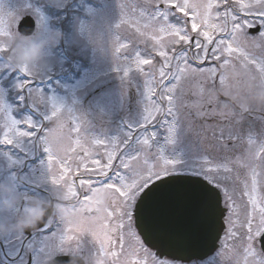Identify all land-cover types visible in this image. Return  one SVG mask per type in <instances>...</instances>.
Segmentation results:
<instances>
[{
  "label": "rangeland",
  "instance_id": "rangeland-1",
  "mask_svg": "<svg viewBox=\"0 0 264 264\" xmlns=\"http://www.w3.org/2000/svg\"><path fill=\"white\" fill-rule=\"evenodd\" d=\"M158 2L160 10H165L163 0H71V3L66 6H58L51 0H0V12L12 13L18 21L26 14L35 18L36 30L32 35L43 33L48 29H57L63 34L59 43L48 50L44 65L36 71H29L28 74H25L23 70L0 67V103L6 106L4 111L0 110V140L7 131V126L10 125L9 114L18 121L31 118L35 124L39 125L38 129H28L25 124H19L18 127L22 130L34 131L36 135L17 138L16 142L12 144L18 149L19 147L23 148L29 156L35 157L38 154L37 157H39L37 162L30 164L22 175L24 181L34 190L32 192L23 190V192L25 197L34 194V199L45 200L48 198L47 191L50 181L51 186L56 190L52 194L61 203L70 197L65 188L52 184L51 176L59 177L62 163L70 169L67 182L74 183L75 190L80 193L83 188L80 187L79 181L82 179V169L85 171L84 165L91 164V161L95 159L105 163L106 152L115 151L117 153L118 149L126 153L124 159L130 160V156L136 155L139 157L138 160H130V164L135 168L144 167L145 161L148 165L155 164L160 149H163L162 155L165 158H179L188 164H205L206 167L213 169V175L223 181V186L227 190L228 179L242 174L243 180L241 182L236 180L233 184L241 183L243 193L247 194L240 206L237 203L231 210L239 227L240 210H244L246 216L247 210L245 209L248 205L250 209L249 222H255L252 228L254 233L260 226V210L264 209V193L261 188L263 187V173L260 174V178L257 177L258 170L264 171V134H262L264 133V99H262L264 88L253 86L259 84V77L255 82L249 79L250 75L257 73V69L250 63L237 60L239 53L232 57L225 53L219 61L209 58L204 63V68L216 69L214 74L201 75L197 73L193 75L186 71L185 79L181 80V84L186 89L191 87L198 91L203 88L205 98L219 97L223 101L224 90H230L233 96L238 99L234 104H230L229 108L243 103L250 110L245 113L242 128L239 129L242 131V138L236 142L235 147L222 150L212 147L208 138L198 137L196 131L201 128L203 121L194 116L188 117L192 121L193 131L187 133L181 124L177 142L168 144L165 120H170V117L161 114L155 122L145 126V107H150L146 100L147 87L151 86L156 90V96L153 99L159 103L158 97L162 92V86L157 83L161 79L158 69L163 66L164 58L158 56L157 53L160 50L168 52L171 63L165 71L172 74L177 72V64H179V68H185V64L173 59V56L178 54L181 48L187 46L183 43L171 45L169 42L173 37L167 31L159 32V29L166 28L168 23L177 24L176 15H179L178 13L176 15L169 14L167 22L150 19L152 13L156 11L154 5ZM179 2H183V0H179ZM189 2L200 6L195 10L198 14L197 23L201 24L199 30L209 31L213 36L214 43L218 37H223L226 40L228 37L225 32H216L212 28L203 26L201 19L206 12L204 5L209 2L221 5L218 9L214 7L207 10L211 13L208 19L210 25L221 24L223 26V19H217V12L221 14L226 10L230 12L228 29H231L232 15L245 16V10L240 9L237 0H228L227 4L224 3V0H189ZM241 2L247 4L251 0H241ZM187 28L190 31V24L187 25ZM15 31L20 34L17 28ZM190 34L193 40L197 38L194 32L190 31ZM153 36L156 37V40L152 39ZM235 36L236 39L232 41L234 48L240 47L249 60L255 58L258 64L264 61V43L259 40L255 43L249 42L239 32ZM199 38L203 43V37ZM4 42L10 43V41ZM120 45H127V47L120 48V51L117 52L116 49ZM171 47H175L177 52L170 51ZM208 47L211 49L212 45H208ZM137 54L141 59L153 60L154 67L143 65L141 66L143 71H139L136 65ZM190 57L191 52H189V64L197 67L199 62L192 61ZM225 58L230 61L226 65L224 64ZM7 62L8 53L0 52V64H7ZM117 67L122 70L127 69L129 76L125 78L123 71L116 70ZM153 71H155V78L152 75ZM221 76L225 78L223 85L219 81ZM173 82L170 75L166 76L163 87L169 86ZM214 82L215 87H213ZM53 100L57 104H62L64 109L58 120L50 121L45 117L52 111ZM218 110H224L222 105ZM60 123L64 124L63 129L49 136L48 146L51 148L50 154L53 156V160L48 166L49 153L45 150L46 146L42 141L48 130L56 129ZM77 124L81 128L80 133L72 130ZM249 126L255 133V143L252 144L248 141ZM153 132L156 135L151 137V146L145 147L142 140ZM12 138L16 139L15 136ZM77 139L81 141L83 148L76 147ZM95 140H103L104 144L98 145L94 143ZM113 141L115 142L113 143ZM84 149H87V152ZM11 155L13 153L10 154L7 149L0 148V167L8 164V161L12 163ZM246 157L250 160V167L245 164ZM114 161L113 165L118 166L120 158L116 162ZM24 163H26L25 159ZM160 163L163 161L161 160ZM225 167L229 171H225ZM120 169L122 174L128 175L127 169ZM76 170L79 171L78 181H76ZM253 179H255V191L252 190ZM236 186L239 188V185ZM232 189L234 193L237 192L235 185ZM21 194L23 193L20 192L18 197ZM100 196L104 198L105 195ZM250 196L256 200L255 208L249 202ZM237 201L239 202V199ZM33 202L26 203L25 207L30 206ZM60 208L67 209L65 206ZM94 216L98 217L96 214L83 215V217ZM83 217L79 213L72 212L66 220L62 219L61 226L52 232V236L59 237L57 240H60V236L65 234L68 229H65V224L69 225L66 221L72 220V223L81 224L88 220ZM8 219L15 222L16 216L13 214L8 216ZM233 223L235 222L233 221ZM235 233L239 234L240 232L236 230ZM48 240L47 238L46 242L44 241L45 252H48L50 248ZM247 242L241 243L242 247L239 252L241 249L242 252L239 255L236 254V258H234L236 252L229 251L232 253L231 256H227V258L216 256L206 264H222L224 259L225 261L232 259L231 264H245V260H247V264H256L260 257H253L246 252ZM148 252L151 257L150 264H156L157 261L160 264L164 263L153 250ZM167 262L181 264L177 261Z\"/></svg>",
  "mask_w": 264,
  "mask_h": 264
},
{
  "label": "snow or ice",
  "instance_id": "snow-or-ice-1",
  "mask_svg": "<svg viewBox=\"0 0 264 264\" xmlns=\"http://www.w3.org/2000/svg\"><path fill=\"white\" fill-rule=\"evenodd\" d=\"M228 0H224V3L227 4ZM241 10H245L244 17H238L236 15L231 16V29H228V17L230 16L229 11H225L223 14L217 12V19H223V26L221 24H209L208 19L211 15L210 11L212 8H220V4H213L209 2L204 5L206 12L201 19V23L205 28H212L216 32H225L228 39L223 37H218L214 43L213 36L209 31H200L201 24L197 23L196 9L200 7L199 5L192 4L189 0H163V11L160 10L159 2L154 5L156 11L152 13L150 19L157 21L163 20L168 21L169 14L176 15L177 24L168 23L167 27H161L159 32L163 33L168 32L173 39L169 42L171 45L183 43L187 47L181 48L178 54L173 56V59L178 62H183L185 68H179L177 64V72L169 74L165 71L169 67L171 61L169 60V54L167 51L160 50L157 54L160 57H163V66L158 69L160 80L157 81L159 85L162 86V92L158 97L159 103L157 100L153 99L156 96V90L148 86L146 100L149 102L150 107H145L146 117H145V126L155 122L157 117L163 114L166 117H170V120H165L167 126V137L166 141L168 144H175L177 142L178 132L180 131V125H183L184 130L187 133L193 131L192 121L188 117L194 116L196 119L202 120L203 124L201 128L196 131V135L203 138H208L212 147H218L220 149H228L230 147H235L237 141L242 138V131L239 129L242 128L245 113H248L250 110L245 107L243 103H239L233 108H229L230 104H234L238 97H234L230 90L225 89L223 92L224 99L221 101L219 97L213 98L211 96L205 98L204 89L200 88L198 91L193 90L191 87L187 89L181 80L185 79V72H189L193 75L199 73L201 75L208 73L214 74L216 69L209 67L204 68V63L211 58L214 61H219L221 56L225 53L229 57H232L234 54L239 53L237 60H243L245 63H250L255 66L257 69L256 74L249 76V79L256 81L259 77V84H254V87L264 88V61H261L259 64L255 58L249 60L247 55L243 52L240 47H233L232 41L236 39L235 34L241 33L245 40L255 43L259 40L261 43H264V0H251L250 3H242L241 0H237ZM190 10H192L190 12ZM182 22V23H181ZM190 24V31L196 34V39L193 40L187 25ZM179 25V26H178ZM18 27V20L14 18L12 13H2L0 12V52L8 53L10 51L9 43L4 41H10L13 35L16 33L15 29ZM256 29V32L253 33L251 30ZM203 37V43L199 37ZM153 40H156V37H152ZM159 43V41H157ZM208 45H212V48L209 49ZM127 45H120L116 49L117 52L120 51V48H126ZM155 47V46H154ZM170 51L176 53L177 50L175 47H171ZM189 52H191L190 59L192 61L199 62L197 67H193L189 64ZM219 53V54H218ZM229 59H224V64H228ZM137 69L143 71L141 66L148 65L153 66V60L151 59H141L139 54H137L136 60ZM154 67V66H153ZM223 67V65H221ZM117 71H123V76L127 78L129 76V71L127 69H121L117 67ZM25 74L29 73L27 67L23 69ZM153 78H155V71L152 72ZM171 76V79L174 81L169 86L163 87L164 78L166 76ZM224 77H219L220 84H224ZM23 87V85H21ZM215 87V82L213 83ZM247 94V93H245ZM223 107L224 110H218L220 107ZM6 106L3 103H0V110H5ZM64 106L62 104H57L54 100L52 101V111L50 115L46 116L45 119L54 121L58 120ZM71 111V110H69ZM183 116V119H182ZM10 125L7 126V131H5L2 140L0 143L12 145L16 142L17 138L21 137H33L36 135L34 131L22 130L18 127L19 124L23 123L27 126L28 129H38L39 125L35 124L31 118H28L24 121H18L11 117ZM64 124L60 123L57 125L56 129H49L46 136L43 138V143L46 146V151L49 153L48 156V166L53 160L51 153V148L48 146V140L50 135L58 133L63 129ZM76 133H80L81 128L77 124L72 129ZM11 134V135H10ZM264 134V133H262ZM155 133H151L150 136H145L142 140V144L145 147L151 146V137H155ZM248 141L250 144L255 143L254 140V130L251 126L248 129ZM12 136H15L16 139H13ZM115 141H113L114 143ZM94 143L98 145H103V140H95ZM77 148H83L81 141L77 139L75 141ZM75 151V149H72ZM87 152V149H84ZM163 149L159 150L158 158L156 163L148 165L145 161V166L142 168H135L130 164L131 161L138 160V156H130L129 159L120 158L119 165L114 168L113 161L116 158L115 151L106 152L107 160L105 163H101V160L95 159L91 163L95 165L94 169H89L87 165H84L85 171L95 175L96 179H80L79 184L81 188L87 189L84 194L85 201H92L94 197H99L100 195H110L111 203L114 205L113 211H109L103 217H90L88 220L83 221L77 228H68V232H76L77 235H68L61 238L60 245L58 250L62 252L71 251L70 247L73 245L71 241H75L76 249L79 248V240L83 234H87L90 231V235L93 238L94 244L98 241L100 244V251L104 252L106 246L111 245L115 242L114 234L119 232V240L121 243L117 244L121 250H123V230L127 227L129 229V235H131L136 243L140 244L143 247V241L140 240L139 236L136 235L133 228V212H139L137 205V200L141 199L142 196L148 194L149 191L153 190L156 187V182L160 181L163 183L164 177H177L181 174H191L193 176H202L209 184H213L216 188H219L223 191L225 196V203L232 199L229 195L226 187L223 186V181L219 179L216 175H213V169L206 167L205 164H188L185 161L179 158H165L163 155ZM67 159V158H65ZM163 163H160V161ZM246 166H251L250 160L245 158ZM118 168H123L128 170V175L122 174ZM50 169V167H49ZM51 171V169H50ZM60 175L59 177L51 176V182L54 185L61 186L67 190L68 196L70 198H76L79 193L75 190L74 183L70 184L67 182V177L69 175L70 169L65 167L62 163L60 165ZM225 171H229L225 167ZM109 172L112 174L109 175ZM77 175L79 173L77 172ZM119 185V186H118ZM247 187V185H246ZM252 190L255 191V179L252 182ZM88 193H91L89 195ZM249 202L255 208L256 200L249 197ZM261 221L260 226L253 233L251 223L248 224V235H247V248L246 252L250 253L253 257L259 256L260 259L256 261V264H264V209H261ZM113 212L118 213L116 215V220L118 223L114 227H109L108 224L103 223L102 221L107 220L113 216ZM100 221L99 230L103 233V238L98 234L96 230H89L83 227L84 223L95 224ZM71 224L72 221H66ZM257 245L259 246L257 248ZM69 246V247H66ZM147 251V249H145ZM112 256H117L116 252L111 253ZM90 261V259H89ZM156 264H160L159 261ZM164 264H169V262H164ZM247 264V260H245Z\"/></svg>",
  "mask_w": 264,
  "mask_h": 264
},
{
  "label": "flooded vegetation",
  "instance_id": "flooded-vegetation-1",
  "mask_svg": "<svg viewBox=\"0 0 264 264\" xmlns=\"http://www.w3.org/2000/svg\"><path fill=\"white\" fill-rule=\"evenodd\" d=\"M12 161L9 162L8 164L1 165L0 167V182L10 185L11 187L14 188V191L16 195L18 196L20 193V189H18V186L15 185L14 177L15 179L18 177V173H20L24 169L23 165V159H21L19 156L16 154L11 155ZM91 165V166H90ZM10 166V167H8ZM89 169H94L95 165L89 164L87 165ZM91 167V168H90ZM120 168H118L119 170ZM263 173L262 179H263V187L262 191L264 193V171L258 170L257 177L260 178V174ZM109 175L111 173L109 172ZM84 176L89 177V179L95 180L96 177L95 175L86 172ZM233 178H239V181L241 182L244 178V176L237 175L234 176ZM50 179V177H48ZM227 186H228V193L232 197L228 203H225V196L222 193V204L224 207V216H223V222H224V227L221 233V237L219 239V245L218 247L213 251V253L208 256L207 258L203 260H198V259H192L187 262H182L179 261L178 263L185 264L188 262H194L195 264H206L209 260L216 258V256H224L227 258V256H231L232 253L229 251L236 252L234 255V258L239 255L240 252H242V249L239 252L240 247H242V242L246 243L247 242V235H248V224L249 222V206L247 205V210L246 211V216L244 210H240V226L238 227L237 222L233 218L232 214V208L237 205V203L240 204L244 201V197L247 193H243V187L240 186L239 190L234 193L231 185V179H228L227 181ZM237 188V187H235ZM48 189L50 193V197L46 201H39L41 204H44L47 206V212L52 210V216L47 218L48 223H50L54 219V215L56 212L53 210L54 208H60L62 206L67 207L68 210L71 212H76L79 213L82 217L83 215L85 216H90L94 214H84L83 209L85 207L90 208L92 203L90 201H85L84 200V194L87 191V189L83 188L82 191H80L79 195L76 198H70L66 200L64 203H61V201L57 202V198L52 194L55 193V187L53 188L51 186V183L49 181L48 184ZM63 192H66L65 190H62ZM63 192H60V194H63ZM91 195V193H88ZM7 195V194H6ZM53 195V196H52ZM53 199L54 201H52ZM93 199L97 200L98 204V212L96 215L98 217H103L106 215L107 212L113 211L114 205L111 203V197L110 195H105L104 198L100 197H94ZM239 199V202L237 201ZM34 201V202H36ZM77 203L76 208H72V204ZM23 206L20 202L16 205L15 209L13 212H5L2 215H0V219H3L5 221H9L8 216H12L13 214L16 216V220H18L22 215H23ZM46 212V215H47ZM116 215L118 213L113 212V216L107 220L102 221L103 223H106L109 225V227H114L118 221L116 220ZM52 218V219H51ZM83 218H90V217H83ZM72 221V220H71ZM233 221L235 223H233ZM133 228L135 230L136 235L139 236L140 240L143 241L140 233L137 230L136 224H135V219H134V212H133ZM69 224V223H68ZM99 224L100 221L96 222L95 224H88L85 223L83 224V227L89 230H96L98 234L101 236V239L103 238V233L100 232L99 230ZM80 224L77 223H71L69 225L65 224V229L66 228H77ZM255 222H251L252 228L254 227ZM59 227H56L55 231ZM45 229H39L35 228V226H31L28 228H24L22 230H12L6 233L3 236H0V264H48L51 261H53L56 258L60 257H67V258H75L77 264H150L151 257L150 253L148 251H152L149 246H147L145 243H143V247L140 246V244L136 243L135 239L129 235V229L126 227L123 230V235L124 239L122 241L124 247L123 250H121L119 247H117V244L121 243L119 240V235L120 233L117 232L114 234L115 236V242L111 245L106 246V249L104 252H101L100 249V244L97 241L94 244L93 238L90 235V231L87 234H83L80 237V240L78 242L79 248L78 250L76 249V244L75 241H71L73 245L70 247L72 248L71 251L68 252H62L58 250V246L60 245L61 238L63 236H68V235H77L76 232H66L62 236H60V240H57L59 237H53L52 232L49 233H43ZM68 230V229H67ZM236 230H238L240 233H235ZM42 232V233H41ZM48 238L49 242V251L45 252L44 246L45 243L44 238ZM46 242V241H45ZM144 242V241H143ZM245 245V244H244ZM69 247V246H66ZM10 251H9V250ZM147 249V251H145ZM233 249V250H231ZM9 251V252H8ZM116 252L118 255L117 256H112L111 253ZM230 253V254H229ZM237 254V255H236ZM90 259V261H89ZM160 259L163 260L164 262L170 261L172 262L173 260H170L167 256H160ZM73 262V261H64V264ZM222 264H231L232 259L230 261H222ZM164 264V263H163Z\"/></svg>",
  "mask_w": 264,
  "mask_h": 264
},
{
  "label": "water",
  "instance_id": "water-1",
  "mask_svg": "<svg viewBox=\"0 0 264 264\" xmlns=\"http://www.w3.org/2000/svg\"><path fill=\"white\" fill-rule=\"evenodd\" d=\"M18 29L31 34L35 29L33 16H23ZM137 205L136 226L146 244L157 253L190 260L206 257L218 246L223 228L221 194L203 177H164L163 183L157 181L153 190L137 200ZM64 261L78 263L75 258L60 257L48 264Z\"/></svg>",
  "mask_w": 264,
  "mask_h": 264
},
{
  "label": "clouds",
  "instance_id": "clouds-1",
  "mask_svg": "<svg viewBox=\"0 0 264 264\" xmlns=\"http://www.w3.org/2000/svg\"><path fill=\"white\" fill-rule=\"evenodd\" d=\"M58 6H66L71 0H51ZM63 34L57 29H48L43 33L26 36L15 33L10 40L7 64H0V67H8L14 70H23L25 67L29 71H36L45 63L50 47L55 46L62 39ZM264 99V97H262ZM7 194V195H6ZM19 202L14 188L0 182V215L13 212ZM64 220L72 214L65 208L53 209ZM47 206L36 201L23 210V215L15 222L0 219V236L12 230H22L31 227L45 216Z\"/></svg>",
  "mask_w": 264,
  "mask_h": 264
},
{
  "label": "bare ground",
  "instance_id": "bare-ground-1",
  "mask_svg": "<svg viewBox=\"0 0 264 264\" xmlns=\"http://www.w3.org/2000/svg\"><path fill=\"white\" fill-rule=\"evenodd\" d=\"M30 199H32L33 198V195H31V194H29V196H28Z\"/></svg>",
  "mask_w": 264,
  "mask_h": 264
}]
</instances>
